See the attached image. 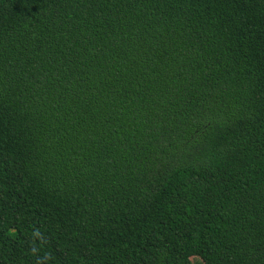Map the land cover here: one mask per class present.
<instances>
[{"label":"trees","instance_id":"1","mask_svg":"<svg viewBox=\"0 0 264 264\" xmlns=\"http://www.w3.org/2000/svg\"><path fill=\"white\" fill-rule=\"evenodd\" d=\"M0 264H264V0H0Z\"/></svg>","mask_w":264,"mask_h":264}]
</instances>
